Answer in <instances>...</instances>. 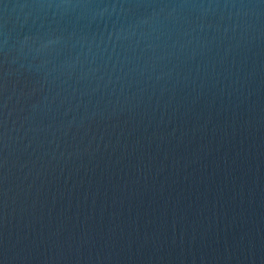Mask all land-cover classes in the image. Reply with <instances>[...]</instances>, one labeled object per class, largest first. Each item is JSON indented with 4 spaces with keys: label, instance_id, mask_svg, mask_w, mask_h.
<instances>
[{
    "label": "water",
    "instance_id": "1",
    "mask_svg": "<svg viewBox=\"0 0 264 264\" xmlns=\"http://www.w3.org/2000/svg\"><path fill=\"white\" fill-rule=\"evenodd\" d=\"M0 264H264V0H0Z\"/></svg>",
    "mask_w": 264,
    "mask_h": 264
}]
</instances>
